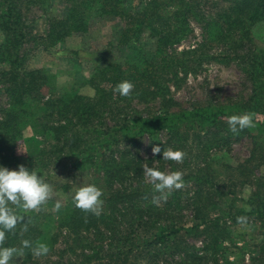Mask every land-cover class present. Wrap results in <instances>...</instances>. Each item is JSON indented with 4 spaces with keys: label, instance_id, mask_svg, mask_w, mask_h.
Returning <instances> with one entry per match:
<instances>
[{
    "label": "trees",
    "instance_id": "16d2710c",
    "mask_svg": "<svg viewBox=\"0 0 264 264\" xmlns=\"http://www.w3.org/2000/svg\"><path fill=\"white\" fill-rule=\"evenodd\" d=\"M47 1L0 0V81L8 96L0 118V165L9 169L24 165L40 176L57 171H50L39 155H17V142L30 128L33 135L53 141L50 150L59 149L52 154L58 151L57 161L71 168V183L58 182L57 189L67 192L80 178L75 173L88 168V183L100 181L103 211L99 216L84 212L69 196L71 202L57 214L44 204L22 213L25 222L5 240V246L18 249L17 264H41L40 259L52 251L67 254L57 264H161L174 256L180 259L178 264H229L227 260L219 263L218 258L220 243L228 235L225 219L237 222L238 217L252 216L264 222V120L257 119L258 114L264 119V46L251 45L254 26L264 23V0H64L66 10L51 19L44 43L85 34L99 18L116 19L119 25L103 49L94 52L91 77L84 83L93 94L67 88L45 99L42 87L53 86V76L27 67L20 51L25 37L22 9ZM191 16L201 23L202 45H222L228 52L232 48L233 56L242 58L252 85L249 97L180 111H169L162 101L161 108L151 114L127 112L133 96L154 97L158 89L166 88L167 76L188 67L190 50L179 52L171 47L189 31ZM248 42L250 46L245 47ZM114 49L122 56L112 59L104 54ZM123 80L134 84L129 97L113 91ZM117 112L120 121L103 129L108 115L115 117ZM242 113L252 114L254 127L230 134L249 136L251 150L243 162L225 165L233 172L231 179L215 176L216 180L208 165L200 166L195 160L184 167L170 161L172 171L183 173L184 187L154 204L153 196L159 194L141 178L142 159L138 152L132 155L130 148H138L146 137L151 148L159 145L185 155L191 152L190 158L192 150L198 149L199 157L206 149L202 135L228 128V117ZM46 152V148L39 151L41 156ZM236 184L254 186L243 200L248 208H238L231 200L230 189ZM191 237H202V247L188 243ZM25 239L46 243L49 253L32 255L22 248ZM58 242L63 245L60 249ZM256 252L250 264H264V241Z\"/></svg>",
    "mask_w": 264,
    "mask_h": 264
},
{
    "label": "rangeland",
    "instance_id": "374dc122",
    "mask_svg": "<svg viewBox=\"0 0 264 264\" xmlns=\"http://www.w3.org/2000/svg\"><path fill=\"white\" fill-rule=\"evenodd\" d=\"M65 10L64 0H48L43 6L33 5L22 9L25 37L20 52L24 57V64L30 68L45 70L53 76L54 85L42 87V94L45 99L50 96L56 97L67 88H80L83 93L93 94V89L84 83L86 79L91 77V66L96 60L94 52L103 49L100 47L107 43L119 25V21L116 19L99 18L93 21L85 34H70L54 44L44 43L42 38L46 35L51 19L61 17ZM188 22L189 31L187 34L171 47L179 52L190 50L188 67L186 69L179 68L176 73L167 76L166 88L158 89L154 97L149 95L145 99H143L144 97L141 99L139 96H133L128 103L130 107H128L127 112L134 113L135 109L142 115L151 114L161 108L162 101L168 105L169 111H180L201 105L214 106L235 103L249 97L252 85L240 60L242 58L233 56L232 48L228 52L226 47L222 45H202L203 29L201 23L193 19L192 16ZM251 45L256 48L264 46V23L254 26ZM248 46H250L249 42L245 47ZM104 54L116 59L122 56L123 52L114 49ZM221 56L225 57L221 58ZM2 83L0 81V118L3 115V110L8 106V96L3 90ZM146 95L145 93L144 96ZM108 116L110 119L104 120L103 129L113 126L114 120L120 121L121 119L118 112L115 117ZM257 119L259 121L264 120L260 114L257 115ZM202 136L206 148L200 152L202 155L198 157L199 150L195 148L196 150H192L193 157L190 158L191 152H187L184 156L185 162L184 159L180 163L173 161V166L182 165L184 167L195 160L200 162V166L208 165L210 174L216 180L217 177L215 176L224 178L225 181L230 180L233 172L225 165L235 166L236 163L243 162L250 155L251 138L246 135L230 134L228 128L210 134L205 133ZM161 138L166 140L167 137L162 134ZM93 139H97L95 134H93ZM52 143L53 141L46 142L42 137L33 135L31 129L26 128L22 138L17 142L16 153L20 156L39 155L44 160V164L50 166V171L57 170L52 175L41 176L53 189L50 199L44 205L48 210L57 214L66 204L71 202L69 196H73L74 189L88 183L85 176L88 168L85 169L86 171L79 170L75 173L76 176L81 174L79 175L80 178L67 192L63 191L61 187L57 189L58 182L60 185L66 184V182L71 183L72 176L70 175V166L63 168L57 161L58 151L52 154L59 149L55 148L51 151ZM198 146L201 147V145ZM43 148L47 150L45 156H41L39 153ZM105 150L110 153L109 150ZM130 151L132 155L138 152L142 159L139 163V171L141 170V178L148 184L150 183L143 172L145 165L159 168L162 171H172L170 161L162 159V152L159 154L152 153L146 137L143 138L138 148L131 147ZM59 171L60 174H57ZM102 184L106 185V183ZM97 185L100 188V181ZM254 190V186L251 184L244 186L236 184L230 189L232 195L230 198L238 208H248V204L243 200L247 199ZM57 202L61 205L59 208L56 207ZM183 214L188 216L189 211L185 210ZM225 220L228 235L220 243L222 250L219 251L220 255H218L219 263L227 260L229 264H250L251 258L257 254V247L264 241V222L256 220L252 216L246 217V224L244 225L234 222L233 219ZM62 240L63 235H61L59 242L62 243ZM59 242L56 244V248L60 249L63 245ZM188 243L195 248H201L203 245L202 237H191ZM99 255L104 256L103 253ZM65 256L67 254L60 255L59 251H52L48 256L42 257L40 261L41 264H57V261ZM18 260L19 257L16 255L12 258V264H17ZM178 263H180V259L177 256L168 258L166 262H161V264Z\"/></svg>",
    "mask_w": 264,
    "mask_h": 264
},
{
    "label": "clouds",
    "instance_id": "9594fccd",
    "mask_svg": "<svg viewBox=\"0 0 264 264\" xmlns=\"http://www.w3.org/2000/svg\"><path fill=\"white\" fill-rule=\"evenodd\" d=\"M133 89L132 82L123 80L113 91L121 97H129ZM227 124L232 133H237L254 127L253 116L250 113L234 114L228 117ZM151 151L153 154L162 152L163 160L177 163L182 162L185 156L182 150L169 147L162 151L159 145H153ZM143 172L153 191L159 194L153 196L154 204L166 201L172 190L184 187L183 173L179 170L162 171L145 165ZM52 191V186L42 179L38 172L29 170L24 165H19L17 169L0 165V264H12V258L18 252L15 247L5 246L6 235L13 232L18 224L25 222L22 213L38 210L50 199ZM102 195L99 187L94 183H87L74 189L73 202L84 212L99 216L103 211ZM60 206L57 202L56 207ZM237 222L241 225L246 224V217H238ZM24 231H27L26 224ZM22 248L30 250L36 257L47 255L50 251L46 243H34L27 239L22 241Z\"/></svg>",
    "mask_w": 264,
    "mask_h": 264
}]
</instances>
